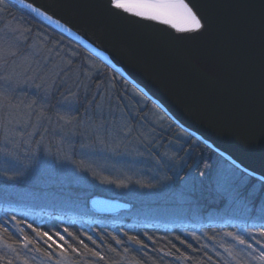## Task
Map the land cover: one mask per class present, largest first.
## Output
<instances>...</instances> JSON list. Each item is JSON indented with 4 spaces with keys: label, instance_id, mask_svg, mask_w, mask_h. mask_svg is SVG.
Instances as JSON below:
<instances>
[{
    "label": "water",
    "instance_id": "1",
    "mask_svg": "<svg viewBox=\"0 0 264 264\" xmlns=\"http://www.w3.org/2000/svg\"><path fill=\"white\" fill-rule=\"evenodd\" d=\"M192 2L209 29L176 40L182 34L164 25L114 14L108 0H24L59 19L63 28L36 16L116 70L178 128L264 174V0ZM89 206L106 215L131 209L103 196Z\"/></svg>",
    "mask_w": 264,
    "mask_h": 264
},
{
    "label": "rangeland",
    "instance_id": "2",
    "mask_svg": "<svg viewBox=\"0 0 264 264\" xmlns=\"http://www.w3.org/2000/svg\"><path fill=\"white\" fill-rule=\"evenodd\" d=\"M3 35L4 33H0V36ZM32 43L33 51L39 53L38 55L44 53L41 51L42 48L37 38H32ZM31 56L33 59V54ZM44 59V61L52 60L48 54ZM35 67L36 64H33V68ZM19 70L23 71V68ZM27 75H32V72H28ZM51 90L47 95V113L52 117V122L51 124L47 121L44 123L48 131L44 134L42 145L38 147L35 143L40 139V137L37 138L39 135L33 136L30 142L25 143L29 141L28 133L33 129L21 125L11 134L12 138L19 143L18 148H12L18 158L8 159L0 155V178L5 176L4 172H11L16 182L27 187L10 188L9 194L17 196L18 201L14 203L16 206L30 210L56 209L80 213L92 212L91 208L84 205L82 197L96 187L111 195L128 198L137 204L135 209L122 212L123 215L168 227L253 223L251 218L264 213V194L258 206L254 203L258 187L252 190L247 197H240L239 194V188L243 184L234 190L226 191L222 187L219 175L222 171H227L229 163L221 160H217L213 181L218 191L226 196V202L221 207L203 209L200 179L189 169L184 178L179 180L180 174L184 171V162H178L177 153L187 143L188 137L179 132H173L162 113L156 108L148 112L150 118L156 121L154 131L148 125L140 128L135 120L128 121L144 133L143 137L138 139L137 133L133 132L129 141L114 142L111 137L101 132L100 139H97L93 130L99 124L106 123L109 128L122 125L128 120L130 114L134 115L137 112L138 108L135 109L133 102L142 103L144 101L138 94H130L133 102L123 100V108L118 101L111 99V95L110 98L107 97L98 104L100 107H97L94 113L89 112L87 117L81 119L82 123L79 128L72 131L65 129L60 132L56 124L55 112L67 111L69 106L72 108L75 105V102L73 96H68L67 99L58 103V107L50 110ZM25 91L28 92L25 93ZM16 95L25 102L32 100V97H28L29 95L38 99L34 86H24L17 90ZM40 95L43 96L44 93L41 92ZM32 121H35V114L32 116ZM3 142L4 132L0 129V147L3 146ZM82 145L88 147L82 149ZM156 153H168L169 156H175V159H163L158 163ZM82 156L88 161L85 165L88 167L87 172L79 167ZM105 177L109 180L127 183L129 187L118 188L115 184L101 183V179ZM168 177L170 179H167ZM137 181L156 186L140 187ZM31 186L42 188L35 193L36 191H28ZM69 186L91 187L92 189H87L86 193L80 190L79 199L73 200L76 203L66 204L65 202L70 199L67 194ZM34 218L40 220V216Z\"/></svg>",
    "mask_w": 264,
    "mask_h": 264
},
{
    "label": "snow or ice",
    "instance_id": "3",
    "mask_svg": "<svg viewBox=\"0 0 264 264\" xmlns=\"http://www.w3.org/2000/svg\"><path fill=\"white\" fill-rule=\"evenodd\" d=\"M19 3L26 7L30 13H34L35 16L42 17L57 25V27H64L59 19H54L47 11L41 10L39 7L34 6L33 3L25 4L24 0H19ZM108 3L110 9L116 15L121 13L130 14L140 20L154 21L175 30L176 33L182 34L172 37L176 40L192 38L191 35L183 34L203 35L209 29L208 19L200 14L197 5L192 0H108ZM3 11H6V5L4 0H0V12ZM0 31L4 33L3 36H0V129L4 132V142L3 146L0 147V155L8 159H17V154L12 151V148H18L19 143L12 138L11 134L21 125L31 127L33 131L28 133L29 141H25V143L30 142L33 136L39 135L40 139L35 141V143L38 147L42 145L44 134L48 131L44 127V123L45 121L49 124L52 122V117L47 113L48 92L56 87L58 79L68 75V72L71 71L69 66L73 61L68 60L67 64L52 63V66L49 67V61L46 60L41 64L34 61L31 55H25L20 58L21 41L26 39L23 32L19 28L12 27L11 24H5L4 29H0ZM65 31L71 32V29L65 28ZM168 35L172 36V33H168ZM33 64H36L35 68H33ZM21 68H23V71L19 70ZM93 68H95L94 65L88 66L87 69L82 65L81 71L91 79ZM28 72H32V75H27ZM96 74H99V69H96ZM37 80L39 83H35ZM61 82L63 81L61 80ZM24 86H34L38 99H32L27 102L19 99L16 95L17 90ZM41 92L44 93L43 96L40 95ZM93 103H95V98ZM137 103L139 104V101ZM97 107L99 108L100 105H97ZM147 109L148 105L144 103L134 115L130 114L128 120L122 125L109 128L106 123L99 124L93 130L96 138L100 139L101 132L111 137L114 142L129 141L133 132L137 133L138 139L143 137L144 133L128 122L132 120H135L140 125V128L148 125L154 131L156 121L150 118ZM33 114H35V121H32ZM55 119L60 132L65 129L72 131L79 128L82 123L81 120L72 114L70 106L67 111L55 112ZM10 145L12 147H9ZM85 147L88 146L82 145V149ZM156 156L158 163L163 159H175V156H169L168 153H156ZM87 163L88 161L82 156L79 162V167L82 171H88V167L85 166ZM205 166L208 167V165ZM200 175L203 176L205 173L201 172ZM7 179H14V177L9 176ZM167 179H170V177ZM219 180L226 191L234 190L242 184L247 185L249 183H258L261 187H264V174L257 175L255 172L241 169L235 161L227 164V171L221 172ZM100 182L115 184L118 188L129 187L127 183L109 180L106 177L101 179ZM137 183L140 184V187L156 186L143 184L139 181ZM251 219H253V223L246 222L242 225L234 226L236 228L235 231L215 232L212 235L207 232H203L201 235H197L194 232L186 233L199 244V248L193 247L191 243L180 236H177L176 239L193 252L203 250L202 256L199 260H195L194 264H264V213ZM10 220L14 222L15 229L21 239H13L12 234L9 233L8 228L5 226L9 221L5 220L0 223V229H3V232L8 234V239L13 240L15 244H20L23 249L40 253L47 261L53 262V264H81V261H83V264H97V262L121 264V261H123V264H142L141 260L131 254L130 245L139 246V250L148 248V245L137 235L125 233L130 244L129 246H124L121 253L111 244L102 247L91 235L87 233L77 235L69 231L68 227H64L62 231L57 230L50 233V231L34 227L33 223H29L27 220L18 219L16 215H11ZM24 226L42 239L47 248L39 247L36 240L25 232ZM62 233H66L76 243L69 242ZM81 236H87V239L91 241L94 247H89ZM100 239L103 241L104 237L101 236ZM112 239L116 245L124 244L116 236H113ZM147 239L151 240L153 244L156 243L152 236H148ZM202 240L206 242H201ZM58 241L62 243H58ZM208 242H211V244ZM168 243L171 244V248L167 251H164L163 248L159 249L165 256H174L176 260L194 259L190 255L181 253L180 249L175 244H172L171 241ZM29 245H34V248L29 249ZM4 247L11 250L15 254L16 259H20V252L13 248L11 244H8L7 241H4ZM172 249H175V252L180 253V255H175ZM108 253H115L118 259L113 258ZM144 254L147 255L146 252ZM85 257H90V259H85ZM32 259L35 258L33 257ZM0 261H3V264H13V260L9 259L7 254L0 256ZM23 264H30L29 257L25 256L23 258Z\"/></svg>",
    "mask_w": 264,
    "mask_h": 264
},
{
    "label": "trees",
    "instance_id": "4",
    "mask_svg": "<svg viewBox=\"0 0 264 264\" xmlns=\"http://www.w3.org/2000/svg\"><path fill=\"white\" fill-rule=\"evenodd\" d=\"M4 3L6 5V11L0 12V29H4L5 24H11L12 27L19 28L20 31L23 32L24 37H26V39L21 41L19 53L20 58L28 54H33V59H35L34 61L41 62L43 64L45 62L44 58L48 54L52 59L49 61V67L52 66V63L58 64L62 62L63 64H67L68 60L73 61V63L69 66L71 71L68 72V75L62 76V78L58 79L56 87L51 90L50 110H53L56 106L58 107V103L63 99L65 100L68 96H73L75 105L71 108L72 114L81 120L84 117H87L89 112L94 113L97 105L101 101L106 100L107 97L110 98L111 95V99L118 101L123 108V100L132 101L130 94L136 93L144 101L139 104L137 101H132L135 109L141 107L144 103H147V112H150L152 108H156L159 112H161V110L151 101L147 98L145 100V97L116 70L112 69L100 58L93 55L80 43L61 33L11 0H4ZM0 33L3 34L2 31H0ZM34 37L35 39H38V44L42 48L41 51H44L41 55H38L39 53L33 51L32 38ZM57 53H59V55H57ZM55 58L57 60H54ZM90 63L95 66V68L91 71V79H89L88 75L81 71L82 65L85 69H87V67L90 66L88 65ZM96 69H99L98 75L96 74ZM61 80L63 82H61ZM27 92L28 91H25V93ZM28 97H32V99L35 98L31 95ZM94 98L95 103H93ZM123 110L127 114L126 108ZM161 113L173 132H179L188 137L187 143L177 153L178 162H184V171L180 174L181 178L179 176V180L183 179L186 172L191 169V172L200 179V194L202 195L204 203L203 209L207 210L214 207H221L226 202V196L215 187L213 174L216 169L217 160H221L226 163L230 162L213 152V150L201 141L197 140L195 137L178 128L168 117L164 115L163 112ZM37 138H39V136H37ZM205 165H208V167ZM201 172H204L205 175L201 176ZM4 175L5 176L0 178V223H3L5 220L9 221L5 226L8 228L9 233L12 234L14 240H20L21 236L17 233L14 222L10 220L11 215H16L18 219L27 220L29 223H33L34 227L50 231V233L57 230L62 231L64 227H68L69 231H72L77 235L87 233L88 235H91L98 244H101L102 247L107 244H111L121 253L123 247L129 246L130 244L125 233L128 235H137L148 245V248L143 250H139V246L135 244L130 245L132 249L131 254L141 260L142 264H194L195 260H199L202 256L203 250L200 252H193L191 249H188L185 245L181 244L180 241L176 239L177 236L187 240L193 245V247L199 248V244L192 240L191 236L186 235V233L194 232L197 235H201V233L207 232L209 235H212L215 232L223 233L227 231H235L236 228L234 226L242 225V223H233L226 225H175L168 227L155 222L144 221L133 216L123 215L125 212L106 215L93 211L80 213L69 210L60 211L56 209L47 211L39 209L30 210L24 207L16 206L14 203L18 201L17 196L9 194L11 187L13 189L27 188L26 185L16 182L14 179H7V177L12 176L11 172H4ZM90 180L94 181L92 179ZM256 187H258V194L254 203L258 206L261 202L262 195L264 194V187H261L260 184L249 183L247 185H243L239 188V194L240 197H247ZM41 188V186H31L28 191H36L35 193H37V191L39 189L41 190ZM90 188L91 187L82 188L69 186L67 194H69L70 199L65 203H76V201L73 202V200L75 198L79 199V191L83 190V193H86L87 189L90 190ZM104 191L93 187L92 190L82 197L84 205H87L90 209L89 199L93 196H103L122 200L131 204L130 210L137 207V204L130 201L128 198L114 196L109 192ZM36 216H40V220H37V218L35 219L34 217ZM24 230L30 237L36 240L39 247L44 249L47 248V245L44 244L43 240L37 237L30 229L24 226ZM62 234L65 235V239L69 240V242L76 243L71 239V237H68L66 233ZM101 236L104 237L103 241L100 239ZM113 236L119 238L124 242V244L116 245L115 241L112 239ZM148 236H152L156 243L153 244L151 240H148ZM0 237H2V239H0V256L7 254V257L13 260V264H23V258L25 256L29 257L30 264H42V262L43 264H53V262L47 261L40 253L23 249L20 244L13 243V240L8 239V234L4 233L3 229H0ZM81 238L84 239L85 243H87L89 247H94L91 241L87 239V236H81ZM4 241H7L8 244H11L13 248L20 252V259H16L15 254L8 248L4 247ZM169 241H171L172 244H175L177 248L180 249L181 253L190 255L194 259L176 260L174 256H165L163 252L159 251V249L163 248L164 251H167L171 248V244L168 243ZM201 242L206 241L202 240ZM49 243H51V241H49ZM58 243L62 242L58 241ZM208 243L211 244V242ZM32 248H34V245H29V249ZM172 251L175 255H180V253L175 252V249H172ZM145 252L147 255L144 254ZM108 255L118 259L115 253H108ZM33 257L35 259H32ZM85 259H90V257H85ZM0 264H3V261H0ZM81 264H83V261H81ZM97 264H103V262H97ZM121 264H123V261H121Z\"/></svg>",
    "mask_w": 264,
    "mask_h": 264
},
{
    "label": "bare ground",
    "instance_id": "5",
    "mask_svg": "<svg viewBox=\"0 0 264 264\" xmlns=\"http://www.w3.org/2000/svg\"><path fill=\"white\" fill-rule=\"evenodd\" d=\"M165 115V114H164ZM166 117H168L167 115H165ZM213 152H215V151H213ZM216 153V152H215ZM217 154V153H216ZM220 156V155H219ZM222 157V156H221Z\"/></svg>",
    "mask_w": 264,
    "mask_h": 264
}]
</instances>
